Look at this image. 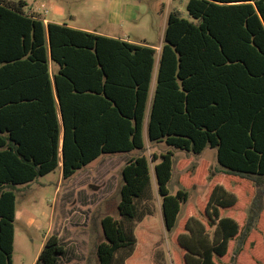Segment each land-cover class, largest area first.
<instances>
[{"label": "trees", "instance_id": "1", "mask_svg": "<svg viewBox=\"0 0 264 264\" xmlns=\"http://www.w3.org/2000/svg\"><path fill=\"white\" fill-rule=\"evenodd\" d=\"M186 9L188 18L170 12L155 71L152 46L45 24L26 0H0V264H14L18 185L61 163L67 180L104 154L145 151L146 121L150 143L193 155L216 149L223 175L260 191L243 227L221 215L238 203L223 184L209 193L208 224L194 215L179 223L198 167L174 194L172 151L131 157L118 217L101 220L97 264H136L135 224L151 214V162L166 230L184 228L185 264H218L235 239V255L245 252L264 213V0H187ZM66 252L51 235L35 264H59Z\"/></svg>", "mask_w": 264, "mask_h": 264}, {"label": "rangeland", "instance_id": "2", "mask_svg": "<svg viewBox=\"0 0 264 264\" xmlns=\"http://www.w3.org/2000/svg\"><path fill=\"white\" fill-rule=\"evenodd\" d=\"M33 4L35 0H27ZM141 2L146 9L142 15L144 25L135 27L129 23L124 30L129 31L132 40L143 41L159 46L163 40V29L166 14L153 11L152 2ZM187 0H178L175 7L188 18ZM166 13V12H165ZM86 26L102 27L105 20L96 17L81 18ZM145 41V42H144ZM158 56L156 57L157 70ZM147 123L144 127L146 142L145 151L129 153L104 154L90 163L70 179L65 180L61 168L45 176L39 177L29 184L18 185L17 212L19 217L15 222L14 264H35L47 238L56 235L67 252L61 257L59 264H97V245L103 240L101 220L107 216L118 217L117 203L119 188L122 183V169L131 157L153 154L174 153L175 166L170 190L176 193L182 188L181 180L185 171L190 181V198L182 205L178 222L194 215L208 224L204 208L211 188L215 184H223L238 197L235 207L221 211L222 216L235 218L241 227L245 225L251 203L260 191L249 186L240 179H231L223 175L218 164L217 150L207 148L200 155L171 148L165 143H150L147 134ZM209 164L208 176L204 169ZM153 182V198L147 204L142 222L135 224L137 245L135 250L136 264H185L184 251L177 242V236L184 228L170 233L166 230L161 198L158 194L154 173V163L151 162ZM204 178V179H201ZM216 178L215 180H213ZM187 181V180H186ZM195 182V184H194ZM184 182V186H188ZM192 184V185H191ZM145 212V213H146ZM214 229H212L213 232ZM237 239L230 243L229 252L224 258L218 259V264H264V213L256 230L248 238L245 252L235 255Z\"/></svg>", "mask_w": 264, "mask_h": 264}, {"label": "crops", "instance_id": "3", "mask_svg": "<svg viewBox=\"0 0 264 264\" xmlns=\"http://www.w3.org/2000/svg\"><path fill=\"white\" fill-rule=\"evenodd\" d=\"M148 1L149 0H35L33 4H30L28 1L27 3L30 12L43 19L45 24H63L71 28L85 30L106 37L121 39L134 44L152 46L158 51V68L159 54L163 40L159 46L152 45L150 43H143L142 40L135 41L130 38L128 33L129 31L124 30L129 23L134 24L135 27L144 25V23H142V15L145 14L146 9L141 6V2ZM176 1L178 0H155L152 2L151 8L153 11H160L161 13L166 14L163 36L167 26L169 14L176 8ZM82 17L86 19L96 17L98 19L105 20L106 24L102 27H95L92 25L86 26L84 22H80ZM55 69L56 68H54V70ZM155 85L156 73L154 74L152 82L149 108ZM60 168L62 173V163L60 164ZM19 217H21V214L20 212H17V219Z\"/></svg>", "mask_w": 264, "mask_h": 264}]
</instances>
